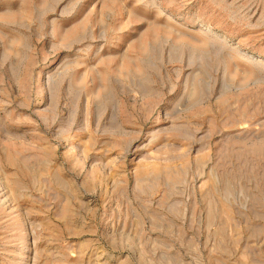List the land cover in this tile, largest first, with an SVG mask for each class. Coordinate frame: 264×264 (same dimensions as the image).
<instances>
[{
  "label": "rangeland",
  "instance_id": "rangeland-1",
  "mask_svg": "<svg viewBox=\"0 0 264 264\" xmlns=\"http://www.w3.org/2000/svg\"><path fill=\"white\" fill-rule=\"evenodd\" d=\"M0 264H264V0H0Z\"/></svg>",
  "mask_w": 264,
  "mask_h": 264
}]
</instances>
